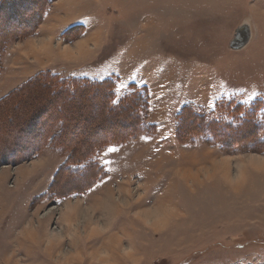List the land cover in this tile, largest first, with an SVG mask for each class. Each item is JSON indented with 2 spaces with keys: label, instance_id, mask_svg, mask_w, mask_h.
<instances>
[{
  "label": "rangeland",
  "instance_id": "obj_1",
  "mask_svg": "<svg viewBox=\"0 0 264 264\" xmlns=\"http://www.w3.org/2000/svg\"><path fill=\"white\" fill-rule=\"evenodd\" d=\"M28 3H0V92L23 86L39 100L33 110L12 105L0 128L20 144L42 127L48 137L36 158L0 157V264H264V140L258 133L236 150L177 126L185 107L211 119L257 102L254 121H264V0ZM242 24L250 41L232 50ZM75 79L111 80L114 103L126 92L149 97L140 132L74 167L101 170L86 188L61 168L73 150L77 160L79 147L107 139L101 122L102 131L122 126L102 98L74 94ZM19 106L28 115L20 120ZM14 125L27 137L8 135ZM63 136L65 151L56 147Z\"/></svg>",
  "mask_w": 264,
  "mask_h": 264
},
{
  "label": "trees",
  "instance_id": "obj_2",
  "mask_svg": "<svg viewBox=\"0 0 264 264\" xmlns=\"http://www.w3.org/2000/svg\"><path fill=\"white\" fill-rule=\"evenodd\" d=\"M19 1L21 3V0H0V3L1 4L7 3L8 7L13 8L15 7V5H17V2ZM22 1H24L23 6L28 10L32 4L28 3L29 0H22ZM41 15H42V10H41ZM6 19L7 17H3L2 23H4ZM30 19L31 17H29V19H22L21 25H23V22H25L26 25H29L30 27L31 26ZM0 31L2 30L0 29ZM21 31L22 30H20L19 32L21 33ZM6 45H7V41L3 42V44L0 47V51ZM69 81L72 84H74V86L72 87L73 91H75L74 94L78 95L79 92H82L80 93V96H84L85 98L84 100L88 98L91 99L92 101L93 100L99 101V99L102 98V102H100V106L102 107L101 109L103 110V112L104 113L111 112L110 115L113 118L112 124L116 125L118 124L117 122H119L122 126V129H118L116 127L112 128L110 126L109 127L107 126L102 131L101 128L103 123L101 122L99 127L100 132L103 135L106 136L109 135L107 139L105 140L100 139L101 141L100 142L97 141V143L95 142L96 144H90V145L87 144L86 146H83L82 149H80L81 147H79L76 153V156H78L77 160L76 159L74 160L75 154L73 150L68 157L67 164L61 168V171L64 175L76 176L77 179L75 180H78L79 175H83L84 176L83 179H85L84 182L86 183L84 186L86 188L92 185V181H93L92 178H94L95 176L97 178L98 176L101 175L102 173L101 170L97 169L96 166H90V163L86 164L87 166L86 168L76 169L74 167H79L77 165L85 163L89 158H91L90 156L94 153L95 149L100 148L99 146L103 148L111 144L112 142L113 143L123 142L127 138L136 135L138 131L140 132L141 129L143 128L144 119L149 110V97L145 90H142L143 93L140 91L126 92L123 95V97L119 99L117 103H114L112 101V93H113L112 87L114 85L111 80H105L101 82H89L86 79L83 81L75 79ZM67 90L69 89L64 88V93L69 94L67 93L68 92ZM36 91H38V88L36 89ZM22 92H24V94H22ZM25 93H27L26 88L22 86L19 89H17L15 92L6 94L5 96L1 97L0 124L2 120V113L6 111L12 112L16 110L13 109L12 105L17 106L18 105L17 102L19 101H21L23 105L25 102H27L28 105L26 104V110H33L32 102H37V100H39V97H32L33 95V94L31 95L32 92L31 93L29 92L30 95H27ZM85 94H87V96H85ZM13 99L15 101L14 104L11 102ZM32 99L34 101H32ZM28 100H30L31 102H28ZM259 104L260 103L257 102L253 108H245L244 106H236V107L231 106L229 109L224 110L221 116L212 117L211 119H206L205 116L194 111V109L185 107L182 109L180 115L178 116V124H177L178 132L185 135L186 138H188L190 135L194 137H198V136H202L203 134L208 135L211 140H216V141H218L221 138H224L231 141V148L234 147L233 149L236 150L245 149L244 147L246 146H244L243 143L240 144V141L244 140L245 143L248 142L249 143L248 145H251V141H252L251 139H253L254 137L255 139H257L256 135L258 133L260 134L259 139L264 140V121L259 123H255L254 121L256 119L255 114L257 115L259 114V111L256 110ZM22 107L24 106L21 107L19 106V109H17L20 111L19 114L16 116L18 120H20L21 116L23 117L24 114L28 116L27 111ZM224 112H227L229 120L226 118ZM90 122H95V120ZM69 123L72 124V121L69 120ZM252 124L254 127L252 126ZM39 125H42V123H38L36 126ZM15 126L16 125H14V128L12 129L11 132L8 130V135L12 133L15 135L16 139H21L22 138L21 136L27 137L24 135L25 133L24 129L20 130ZM184 129L186 131V134H184ZM195 129H197V131H195ZM1 131L2 133L4 132L3 129L0 128V157L4 156V151L9 150V153H11L10 157L5 158L4 161L11 163V161H15L17 159L35 158L43 148H46L45 141L48 137V132H44L43 127L40 129L39 133L33 130V136H28L25 144H20L19 142H15V140L12 141L9 139V137L6 138L5 136L2 135ZM30 132L31 131H29L26 135H28ZM111 137L114 138L116 141H112ZM67 139L68 138L65 136H63V138H60L56 144V147H61V150L65 151L66 147L63 146V144L64 143L67 144L68 142ZM93 146H98V147L91 149ZM91 167L94 169L96 168V170H90ZM57 174H55V176H57ZM55 176L52 181L53 185H55L56 183ZM88 179H90L89 181L91 183H87L88 181L86 180Z\"/></svg>",
  "mask_w": 264,
  "mask_h": 264
},
{
  "label": "water",
  "instance_id": "obj_3",
  "mask_svg": "<svg viewBox=\"0 0 264 264\" xmlns=\"http://www.w3.org/2000/svg\"><path fill=\"white\" fill-rule=\"evenodd\" d=\"M250 40V27L242 24L235 29L233 38L229 42V48L232 50H240L245 47Z\"/></svg>",
  "mask_w": 264,
  "mask_h": 264
},
{
  "label": "crops",
  "instance_id": "obj_4",
  "mask_svg": "<svg viewBox=\"0 0 264 264\" xmlns=\"http://www.w3.org/2000/svg\"><path fill=\"white\" fill-rule=\"evenodd\" d=\"M5 58V57H4ZM5 66V63H3V66H2V68ZM8 90H5V91H2V92H0V94H4L5 92H7ZM5 95V94H4ZM3 96V95H2ZM0 97H1V95H0ZM36 158V157H35ZM35 168V167H34ZM18 173H22V172H18ZM18 175V178L20 179L19 181H18V183L20 184L21 183V185L23 184V182L27 179V177H33L35 174L34 173H32V172H30L29 174H27V175H25V177L23 178L21 175ZM53 175H54V173H53ZM52 178H53V176H52ZM52 178H51V180H52ZM1 181H3V180H1ZM50 183H51V181H50ZM20 191V189L19 190H16L15 192H11L10 194H8V195H6V196H12V195H14V196H16V194L18 193ZM164 191V190H163ZM163 191L162 192H160L159 194H162L163 193ZM1 195V194H0ZM159 196V195H158ZM12 198V197H11ZM10 211V210H9Z\"/></svg>",
  "mask_w": 264,
  "mask_h": 264
},
{
  "label": "snow or ice",
  "instance_id": "obj_5",
  "mask_svg": "<svg viewBox=\"0 0 264 264\" xmlns=\"http://www.w3.org/2000/svg\"><path fill=\"white\" fill-rule=\"evenodd\" d=\"M110 151L112 150V149H109Z\"/></svg>",
  "mask_w": 264,
  "mask_h": 264
},
{
  "label": "bare ground",
  "instance_id": "obj_6",
  "mask_svg": "<svg viewBox=\"0 0 264 264\" xmlns=\"http://www.w3.org/2000/svg\"><path fill=\"white\" fill-rule=\"evenodd\" d=\"M83 140V139H82Z\"/></svg>",
  "mask_w": 264,
  "mask_h": 264
}]
</instances>
